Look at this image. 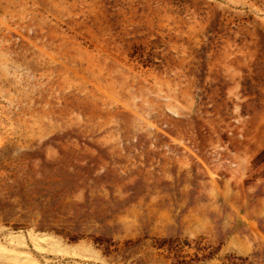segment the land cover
I'll return each instance as SVG.
<instances>
[{
	"label": "rangeland",
	"instance_id": "rangeland-1",
	"mask_svg": "<svg viewBox=\"0 0 264 264\" xmlns=\"http://www.w3.org/2000/svg\"><path fill=\"white\" fill-rule=\"evenodd\" d=\"M0 264H264V0H0Z\"/></svg>",
	"mask_w": 264,
	"mask_h": 264
}]
</instances>
